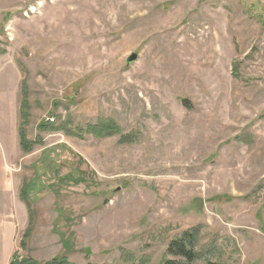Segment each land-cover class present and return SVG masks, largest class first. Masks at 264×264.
Here are the masks:
<instances>
[{
    "label": "rangeland",
    "instance_id": "rangeland-1",
    "mask_svg": "<svg viewBox=\"0 0 264 264\" xmlns=\"http://www.w3.org/2000/svg\"><path fill=\"white\" fill-rule=\"evenodd\" d=\"M185 233L190 259L167 254ZM14 253L264 264V0H0V264Z\"/></svg>",
    "mask_w": 264,
    "mask_h": 264
},
{
    "label": "trees",
    "instance_id": "trees-1",
    "mask_svg": "<svg viewBox=\"0 0 264 264\" xmlns=\"http://www.w3.org/2000/svg\"><path fill=\"white\" fill-rule=\"evenodd\" d=\"M21 110L23 111V108L21 107ZM21 111L20 115V123H19V129H18V139H19V146L21 150L24 153H29L31 151V148L33 146V143H29L27 141L25 133L23 132V125H24V120L22 118L23 112ZM43 129H46V126H42ZM94 130L101 129L104 132L110 133L112 127L110 123H105L104 125H101L99 127H93ZM102 131V132H103ZM97 132V131H96ZM126 140V137H123L122 142ZM192 235V234H191ZM189 235L188 233H185L182 235V240L181 241H174L170 244L168 247L167 254H172L173 252H176V254L186 258L190 259L191 251L187 248V244H191L189 240L192 239V236ZM21 246H24V243H20ZM65 261V259H64ZM9 264H37L34 260L32 259H26V258H21L17 253H14L13 256L11 257V261ZM51 264H61L57 262V258H55ZM164 264H173L171 261L167 260L165 261Z\"/></svg>",
    "mask_w": 264,
    "mask_h": 264
},
{
    "label": "water",
    "instance_id": "water-1",
    "mask_svg": "<svg viewBox=\"0 0 264 264\" xmlns=\"http://www.w3.org/2000/svg\"><path fill=\"white\" fill-rule=\"evenodd\" d=\"M137 58V55L132 53L127 59H126V62L129 64L133 61H135V59Z\"/></svg>",
    "mask_w": 264,
    "mask_h": 264
}]
</instances>
